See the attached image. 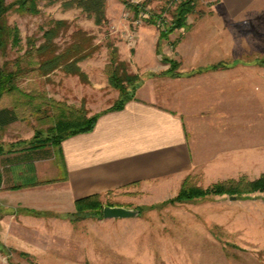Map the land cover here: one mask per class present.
Here are the masks:
<instances>
[{
  "label": "rangeland",
  "instance_id": "1",
  "mask_svg": "<svg viewBox=\"0 0 264 264\" xmlns=\"http://www.w3.org/2000/svg\"><path fill=\"white\" fill-rule=\"evenodd\" d=\"M14 1L6 0V3ZM125 1L146 3V10L162 12L163 20L158 25L147 24L133 16ZM216 2L195 0L185 28L173 30L159 46V30L170 22L175 8L173 0H104L105 18L100 24L71 0H39L36 15L20 14L11 8L5 18L18 29L20 46H8L0 53V65L8 63L11 67L10 62L24 53L29 38L35 44L41 43L42 33L52 20L65 21L67 29L54 39L61 48L72 40L75 30L90 38L91 53L77 63L82 76L65 74L60 69L47 75L33 72L21 78L20 87L26 93L36 92L75 108H84L90 116L110 108L118 99V92L109 85L105 73L109 45L129 63V71L140 78L139 86L149 78L178 77L184 71L190 74L223 66L218 63L185 70L187 66L183 65L182 58L189 56L195 47L204 56L211 55L227 63L264 58V0L254 11L226 22L218 17L210 21ZM163 57L177 63L172 75L166 73L170 63L164 62ZM218 71L258 73L264 69L259 65L236 64ZM163 87H159L161 92ZM11 100L5 97L0 106ZM52 126L51 117L29 116L0 130V144L4 148L0 155V264H264V192L259 191L242 193L234 200L224 193L178 201L174 200L178 191L163 200H158L159 196L151 200L148 195L135 194L128 201L122 194L110 195L100 198L104 205L125 202L130 209L138 210V214L126 219H104L98 211L76 219L72 217L74 204L72 211L54 214L60 220L58 224L41 221L36 226L25 225V234L16 235L22 239L14 240L8 235L12 216L19 219L24 215L45 218L51 215L34 208L13 207L16 204L12 191L54 182L41 174L46 171L50 175L52 165L60 166L57 149L51 145L42 147L51 152V158L40 163L44 167L36 170V164L24 163L27 160L24 155L32 151L29 143L35 130L44 140L50 136ZM8 164H12L10 169L6 168ZM234 164L236 176L216 182H209L201 170L187 177L191 185L206 189L240 177L254 180L264 173V161ZM8 172L13 174V180L7 177ZM226 174L232 175L231 170L227 168ZM12 186L17 187L12 189Z\"/></svg>",
  "mask_w": 264,
  "mask_h": 264
},
{
  "label": "crops",
  "instance_id": "2",
  "mask_svg": "<svg viewBox=\"0 0 264 264\" xmlns=\"http://www.w3.org/2000/svg\"><path fill=\"white\" fill-rule=\"evenodd\" d=\"M261 1L217 0L210 21L214 17L234 21L254 11ZM192 50L182 58L185 70L223 66L190 74L184 71L178 77L149 78L122 109L98 111L91 131L62 140L60 168L52 165L50 175L41 172L54 182L12 191L13 207L51 215L12 216L11 238L21 240L16 235L25 234V225L58 224L54 214L72 211L75 200L83 197L122 194L129 201L142 194L163 200L175 195L183 179L194 171L201 170L209 182H216L236 176L234 162L264 161V71H218L236 64L264 69V58L227 63L204 56L198 47ZM160 86H165L162 92ZM50 155V150L29 152L24 163H34L39 170ZM227 168L232 175L226 174ZM7 177L13 180L12 173ZM107 204L130 208L125 202Z\"/></svg>",
  "mask_w": 264,
  "mask_h": 264
},
{
  "label": "trees",
  "instance_id": "3",
  "mask_svg": "<svg viewBox=\"0 0 264 264\" xmlns=\"http://www.w3.org/2000/svg\"><path fill=\"white\" fill-rule=\"evenodd\" d=\"M38 1L15 0L8 4L6 0H0V53L4 52L8 46L11 48L20 46L18 29L7 23L5 18L7 12L14 8L20 14L36 15L39 12ZM173 1L175 3L174 11L168 25L159 30L157 46L165 41L173 30L185 28L186 17L194 10L195 0ZM71 2L82 8L88 15L93 16L96 24H100L104 20V0H71ZM125 6L132 11L135 18H141L147 24L158 25L163 20L162 12L157 14L146 10V3L125 1ZM66 29L65 21L52 20L50 26L42 33L41 43L35 44V40L29 38L24 53L10 62L11 67H8V63H5L4 66L0 65V101L5 97L12 98L9 104L0 106V130L18 120H26L29 116L36 119L53 118V126L49 130L50 136L41 140L40 132L35 130L29 148L32 149L30 153H43L47 150L42 151V147L49 144L57 149V160L61 159L59 149L61 141L67 137L91 131L100 113L88 116V111L84 108H75L36 92L26 93L20 87V82L26 74L37 72L39 75H47L56 69H60L65 74L82 76L77 63L91 53L90 38L80 30H75L71 34L72 40L61 48L54 42V39L62 30ZM108 47L110 49L109 60L105 67V73L109 85L117 90L118 99L106 110H119L127 101L134 98L140 78L137 74L129 71V63L119 57L117 50L112 45ZM158 53L160 52L158 51ZM162 59L164 62L170 63V69L166 73L172 75L177 63L164 57ZM37 99L39 102L36 101ZM3 153V145L0 144V155ZM15 187L17 186L11 188ZM257 191L264 192V173L254 180H245L240 177L237 180L215 183L206 189L191 185L189 177H186L174 200L186 201L224 193L238 197L242 193L250 194ZM74 204L73 218H83L90 214H96L98 211L102 216L104 204L99 195L77 199ZM106 205L109 204L106 203Z\"/></svg>",
  "mask_w": 264,
  "mask_h": 264
},
{
  "label": "water",
  "instance_id": "4",
  "mask_svg": "<svg viewBox=\"0 0 264 264\" xmlns=\"http://www.w3.org/2000/svg\"><path fill=\"white\" fill-rule=\"evenodd\" d=\"M234 199V197H230V200ZM137 214L138 210H133L122 206H110L105 204L102 207V217L104 219H126L132 218Z\"/></svg>",
  "mask_w": 264,
  "mask_h": 264
}]
</instances>
